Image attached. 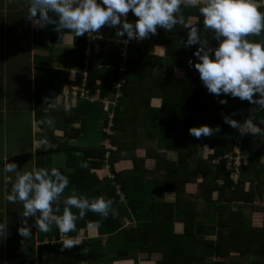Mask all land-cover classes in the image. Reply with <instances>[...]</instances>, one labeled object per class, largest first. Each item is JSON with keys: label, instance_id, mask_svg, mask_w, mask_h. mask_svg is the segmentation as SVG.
Masks as SVG:
<instances>
[{"label": "trees", "instance_id": "16d2710c", "mask_svg": "<svg viewBox=\"0 0 264 264\" xmlns=\"http://www.w3.org/2000/svg\"><path fill=\"white\" fill-rule=\"evenodd\" d=\"M257 2H261L259 8L264 11V0ZM183 13L186 20L203 30V18L196 9L184 8ZM181 28L178 25L163 37V55L169 58L173 70L163 76H155L157 55L149 53L129 55L125 71H119L122 39L126 37H120L118 42L106 41L103 53L91 52L87 56L88 46L84 44L81 49L80 98L83 90L93 93L97 89L100 101L117 95L118 102L111 119L110 114L101 118L104 121L101 132L104 140H110L109 149L104 142L95 147L67 143L57 147L56 151L67 155L68 171L59 169L70 180L61 198L70 194L71 189L89 197L104 196L114 201L118 214L101 218L88 212L83 220L77 221L80 231L69 234L90 236L104 228L114 235L128 223L130 214L125 212L128 210L141 223L123 231L126 241L137 243L140 258L147 264H253V257L256 264H264V108L231 97H225L228 103L222 105L207 89H201L199 73L188 63L196 59L193 56L196 46L183 44L187 36L177 35ZM249 38L264 40V35ZM207 39L210 46L217 45L210 32ZM86 100L79 103L75 116H67L69 124L77 118L83 120L82 128H74L72 137L86 127L89 116L98 110L102 112V105L96 110L92 100ZM173 110H179L181 115L173 117ZM38 115L51 118L42 116L39 109ZM224 115L240 121L243 127L244 121L251 119L258 128L255 133L245 134L240 150L246 160L242 159L238 178L234 160L229 161L227 156H236L240 134L224 122ZM201 125L217 129L210 136L190 135L191 127ZM214 139L219 141L215 146ZM208 145L214 146L213 152L207 158L200 156L194 170L182 168L192 154ZM41 159L43 156L38 157L37 167H46ZM81 162H87L88 167H80ZM106 165L114 179L103 172ZM158 190L164 193L163 200L154 198L153 193ZM60 206L62 209V202ZM88 221H100L99 228L89 229ZM102 243L97 239L85 248L72 247L77 253L63 262L98 256ZM199 249L211 250L215 261L208 263L206 253ZM55 250L56 245L46 247L47 252ZM67 252L58 255H70ZM125 255L126 251L120 252L118 257Z\"/></svg>", "mask_w": 264, "mask_h": 264}, {"label": "clouds", "instance_id": "9594fccd", "mask_svg": "<svg viewBox=\"0 0 264 264\" xmlns=\"http://www.w3.org/2000/svg\"><path fill=\"white\" fill-rule=\"evenodd\" d=\"M26 17L36 26L54 25L60 39L66 33L75 37L98 33L107 26L116 29L127 40H144L157 34V29L171 31L178 25L187 30L185 46H196L189 66L194 67L202 84L222 105L225 97L238 98L264 108V40L249 37L264 35V11L257 0H24ZM184 8L196 9L203 18V30L186 20ZM131 12L136 19L129 20ZM118 26V27H117ZM63 30H67L66 32ZM217 41L210 46L207 33ZM211 39V40H212ZM49 107H54L49 103ZM224 122L239 131L240 121L224 115ZM51 124V120L47 121ZM244 133H255L257 126L251 119L244 121ZM217 128L209 125L191 127L190 135L200 138L210 136ZM40 153V152H39ZM38 154V152L36 153ZM43 155H38L40 157ZM80 167L87 168V162ZM0 181L6 192L4 199L22 206L21 224L18 234L32 238L33 227L48 233L54 225L64 235L62 249L80 245L79 237L67 234L80 231L77 221L88 212L101 218L118 214L114 201L104 196L89 197L68 189L70 180L58 167H36L23 169L15 160L5 159L0 168ZM29 217L33 222H28ZM100 221H88L89 229H98ZM8 220L0 218V240L8 236ZM23 244L24 241H21Z\"/></svg>", "mask_w": 264, "mask_h": 264}, {"label": "crops", "instance_id": "0c3cea01", "mask_svg": "<svg viewBox=\"0 0 264 264\" xmlns=\"http://www.w3.org/2000/svg\"><path fill=\"white\" fill-rule=\"evenodd\" d=\"M25 11L24 0H0V162L4 163L5 159L11 160L24 155L28 158L21 164L23 169L26 164L37 167L38 157L34 156L37 152H45L44 158L48 155L52 158L61 155L62 152L56 151L59 144L67 143L72 146L86 147L102 144L104 136L100 125L103 121L101 120L103 114L100 110L86 119V127L77 137H72L71 134L74 128H82L83 120L77 118L74 123L69 124L67 116H75L76 109L83 100L78 93L81 74L78 59L84 44L85 46L92 44L91 49L94 53H103L106 49V41L121 40L119 33L107 26H104L100 32L94 33V36L93 33H88L75 37L69 32L60 39V33L55 31L54 25L36 26L25 16ZM127 18L133 21L136 19L131 12ZM167 33L168 31L158 28L156 35L144 40H131L125 43L127 38H124L122 39V53L127 52V57L147 53L157 55L155 76H163L168 73V70L173 72L169 58L163 55V37ZM177 35L186 37L187 30L181 28L177 31ZM174 74H176V69ZM201 89L205 90L206 87L202 84ZM96 90L94 89L93 93L89 91H86L88 94L85 93L89 100L92 97L91 103L94 104L95 109H98L101 101L97 98ZM23 94H26V97ZM37 97L40 98L39 105L36 103ZM49 103L54 107H49ZM10 108L12 109L11 115L19 118L16 119L18 129L12 139L14 140L12 144L9 143ZM38 109L42 111V116L44 114L51 118L38 117ZM12 120L16 121L15 118ZM49 120L51 124L47 123ZM26 132L28 137L25 135ZM24 142L26 146L23 145ZM18 143L22 145L16 146ZM54 165L68 171L67 163H63L62 160L55 161ZM5 192L6 189L0 181V218L8 220V236L0 240V264H147V261L140 258L137 243H131V245L126 241L123 231L126 228L135 227L138 225L136 222H139L128 210L125 211L126 214H130L128 223L114 235H109L104 228H100L98 232L95 230L90 236L67 234L72 237L78 236L81 240L79 246L84 248L88 244H93L97 239L102 240L103 243L99 246L101 253L98 256L94 255L97 259L92 256L88 259H74L72 263H64L63 261L70 259L71 254L77 252L72 248L70 251L62 249V240L67 237L59 233L54 225L48 233L40 232L33 227V235L29 243L27 246L26 244L21 246L19 240L24 237H21L17 230L23 226L19 214L22 206L11 204L4 199ZM153 196L156 199L155 193ZM63 197L60 198L59 203L63 201ZM122 200L125 201V198ZM245 211L250 212V209ZM13 213L15 222L12 225L15 232L11 240L9 218ZM28 222L31 224L33 218L29 217ZM25 239L28 241V238ZM10 240L12 245H14L12 243L14 240L18 242L15 247L18 252H9ZM49 244L56 245L57 250L51 251L52 253L47 252L46 247ZM65 251H68L67 254L70 255H58ZM124 251L127 255L118 257L120 252ZM198 251L206 253L208 263L215 261L211 250L199 249ZM52 255L54 256L51 259ZM255 260H257L256 257H253V264H256Z\"/></svg>", "mask_w": 264, "mask_h": 264}, {"label": "rangeland", "instance_id": "374dc122", "mask_svg": "<svg viewBox=\"0 0 264 264\" xmlns=\"http://www.w3.org/2000/svg\"><path fill=\"white\" fill-rule=\"evenodd\" d=\"M258 3V6L260 7V3L261 2H257ZM146 43H147V41H146ZM145 44V43H144ZM125 53V55L127 56V52H124ZM84 81L86 82V79H84ZM85 84V83H84ZM122 84V81H120V84L118 85V87L120 86ZM23 95H25V97H26V94H23ZM83 98V100L84 99H86V98H84V97H82ZM90 99L91 100H93L92 99V97H90ZM117 102H118V96L117 95H115V98H106V99H102L101 100V105L103 106V109H102V116H104V117H106V114H110L109 115V118L111 119L112 118V116H113V114H114V111L115 110H113V108L116 106V104H117ZM14 103H16V102H14ZM110 108H112V111L110 112L109 110H110ZM13 109L15 110V108L13 107ZM10 115H9V118H10V127H9V143L10 144H12L13 142H14V140H12L13 138H14V135H15V133H16V130L18 129V125L16 124V122H17V120L16 119H19L18 117H13L14 115H11L12 114V109L10 108ZM181 115V112H179V110H173L172 111V116L173 117H178V116H180ZM15 118V120L16 121H14L13 122V120L12 119H14ZM48 119V118H47ZM42 121H44V119L42 120ZM104 121H102V123H101V125H100V127L102 128V131L104 130L103 128H104V123H103ZM15 123V124H14ZM1 124V123H0ZM111 125H112V123H111V121H110V127H111ZM246 129L243 127V126H241L240 127V129H239V131L240 132H244ZM108 132H110V130L108 129ZM239 132V142L237 143V145H238V147L236 148V156L235 157H231V156H227V157H229V161H231V160H234V165H235V167H237V166H240L241 165V162H242V159H244V160H246V158H243V155H242V152H241V150H240V147H242L243 146V142H244V137L246 136L245 134L246 133H244V134H241ZM27 137H28V134H27V132H26V134H25ZM262 137H264V135H262ZM104 144H105V146H106V148H110V140L109 139H105L104 141ZM219 143V141H215V139L213 140V142H212V144H214V146L216 145V144H218ZM22 144L21 143H18L16 146H21ZM24 146H26V142H24V144H23ZM214 146L213 145H208V146H205L204 147V149L203 150H201V151H199V153L198 154H192V159L189 161V163L188 164H184V165H182V168H189V169H192V170H194L195 168H196V166H197V162H198V158L200 157V156H202L203 155V157L204 158H207L208 157V154L209 153H212L213 152V148H214ZM63 153V154H62ZM61 153V155H59V156H55V157H50L49 155H48V157H46V158H44L43 157V159H41L42 160V162L44 163V165L47 167V168H51V167H53V166H55L54 165V162L55 161H58V160H62L63 161V163H67V155H65L64 156V152H62ZM38 154H39V152H38ZM34 156L36 157L37 156V154L35 153L34 154ZM56 164H58V163H56ZM32 167V165L31 164H26L25 165V167H24V169H30ZM63 167V166H62ZM103 172H105V173H108L107 174V177L109 178V179H114V175L111 173V172H109V165H106L105 166V168L103 169ZM236 172V171H235ZM236 176H239V172L238 173H236V175H235V177ZM237 180V179H236ZM147 192H148V190H147ZM149 192H150V190H149ZM155 193V197H156V201H160V200H163L162 198L164 197V193L162 192V191H155L154 192ZM154 193H153V195H154ZM210 214H211V212H210ZM11 216H13L12 217V219H11ZM28 219V218H27ZM11 220H12V222H11ZM138 221V220H137ZM142 221H144V220H142ZM15 222V214L13 213V214H10V218H9V228H10V232H11V234H10V239L12 240L13 239V232H15V230H14V226L12 225V223H14ZM144 222H147V221H144ZM137 224H140L141 222H136ZM130 225H134V224H130ZM137 226V225H136ZM208 230H210L209 228H208ZM11 240H10V248H9V252H12V253H15V252H18V250L15 248L16 247V245H17V243L18 242H16L15 240L12 242V243H14V245H12L11 244ZM29 240H30V238H28V241L25 239V238H21L20 240H19V243H21V241H24V243L22 244L21 243V246H25V244H26V246H27V244L29 243ZM32 246V245H31ZM23 250V249H22ZM25 251V250H24ZM30 251V250H29ZM30 253H31V251H30Z\"/></svg>", "mask_w": 264, "mask_h": 264}, {"label": "built area", "instance_id": "2783aa9c", "mask_svg": "<svg viewBox=\"0 0 264 264\" xmlns=\"http://www.w3.org/2000/svg\"><path fill=\"white\" fill-rule=\"evenodd\" d=\"M91 37H93V36H91ZM90 41H91V39H90ZM86 50H87L86 51L87 52V56H89L91 54V52H92L91 45H89ZM121 57L123 58V60H122V63H121V67L119 69L120 72L125 71L126 61L128 60V57L125 55V53H122ZM85 72L87 73L86 69H85ZM81 96L86 98V99H89V97L86 95L84 90L82 91ZM239 170H240V166L235 167V171H236L235 175H236V173L239 172ZM235 178H238V176H236Z\"/></svg>", "mask_w": 264, "mask_h": 264}, {"label": "water", "instance_id": "95a60500", "mask_svg": "<svg viewBox=\"0 0 264 264\" xmlns=\"http://www.w3.org/2000/svg\"><path fill=\"white\" fill-rule=\"evenodd\" d=\"M45 155V152H40L39 154H37V156L38 155ZM29 157H31V156H29ZM28 157L27 156H24V155H22V156H17V157H15V158H13V159H11V160H15L16 162H17V164H18V167L20 166L21 167V164L27 159ZM22 168V167H21Z\"/></svg>", "mask_w": 264, "mask_h": 264}]
</instances>
